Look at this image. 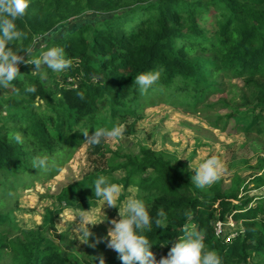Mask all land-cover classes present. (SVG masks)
<instances>
[{
  "label": "trees",
  "instance_id": "1",
  "mask_svg": "<svg viewBox=\"0 0 264 264\" xmlns=\"http://www.w3.org/2000/svg\"><path fill=\"white\" fill-rule=\"evenodd\" d=\"M14 23L27 33V39L12 45L14 50L31 46L33 51L39 39L46 45L41 51L63 47L72 82L47 87L20 63L18 79L0 89V264H99L101 256L105 264H122L115 251L92 259L49 236L65 209L95 205L90 186L98 176L114 183L113 174L120 170L125 172L120 183L139 188L152 219L142 234L157 260L183 237L186 226L194 225L203 233L205 249L216 250L221 264H264V196L249 195L264 186V161L251 188L235 174L227 188L217 180L198 189L174 154L151 148L138 156L110 152L106 139L88 148L89 156L103 164L65 188L42 225L14 228L12 214L18 207L8 198L15 191L10 183L41 172L32 168L33 156H58L84 142L80 130L89 128L91 134L93 126L125 125L132 134L149 93L171 90L200 99L219 75L243 82L247 110L237 117L241 131L264 134V0H28ZM18 54L27 59V53ZM157 69L162 70L159 79L141 93L135 75ZM25 84L35 85L36 92L26 93ZM17 131L23 144L10 139ZM159 211L164 217L157 216ZM229 222L238 224L237 230L218 235L217 224ZM96 247L103 252L102 245Z\"/></svg>",
  "mask_w": 264,
  "mask_h": 264
},
{
  "label": "rangeland",
  "instance_id": "2",
  "mask_svg": "<svg viewBox=\"0 0 264 264\" xmlns=\"http://www.w3.org/2000/svg\"><path fill=\"white\" fill-rule=\"evenodd\" d=\"M40 40L36 42V48H40L32 51L33 56H38L46 46ZM27 65L35 70L34 65ZM41 69L46 73L43 82L47 87L56 88L57 83L64 80L72 82L68 76L69 67L60 72H53L44 65H41ZM214 81L215 87L200 99L171 90L149 93L143 99V117L135 124L133 133H126L123 125V134L119 139H107L110 152L138 156L141 149L151 148L157 152L174 154L185 164L183 174L189 180L195 174V169L189 167L190 162L191 167L195 168L203 159L215 155L223 164L224 171L218 180H222L224 188L229 186L235 174L240 175L244 185L251 188V179L260 173L258 166L264 161V134L248 135L241 131V125L237 123L240 113L247 110L241 100L245 92L243 82L231 77L221 79L220 75ZM131 122L132 120L128 121L129 124ZM88 148V143L80 142L72 149L54 156L58 170L54 168L48 172H38L34 177L25 176L20 181L10 183L15 191L10 194L12 197H8L9 202L18 207L12 214L14 228L27 230L42 225L46 210L53 209L59 194L65 188L82 182L103 164L104 161L93 160L89 156ZM107 156L110 158L114 155ZM113 177L114 183L121 186L118 207L122 206L128 196L136 195L140 198L138 187L132 185L124 188L120 183L125 177L124 171H116ZM249 195L255 198L264 196V186L259 190H249ZM91 210L93 215L103 213L107 219L89 225L88 240L79 227L78 216L83 210L74 208H67L59 215L49 236L60 242L66 250L77 253L85 251L92 259L101 254L113 253L114 250L106 246V240L96 241L106 236L107 229L111 226L108 220L119 219L118 208L106 205L103 207V201L98 200L91 206ZM237 226L233 222L222 224L219 228L220 236L233 234ZM99 244L102 245L103 252L96 247Z\"/></svg>",
  "mask_w": 264,
  "mask_h": 264
},
{
  "label": "clouds",
  "instance_id": "3",
  "mask_svg": "<svg viewBox=\"0 0 264 264\" xmlns=\"http://www.w3.org/2000/svg\"><path fill=\"white\" fill-rule=\"evenodd\" d=\"M28 7V0H0V89L8 85L19 77L18 64H31L35 66L32 73H38L39 79H46V73L41 69V65L53 72H60L69 67V60L66 58L65 50L60 46H50L39 53L32 55L31 46L22 50H14L12 45L16 42L27 39V33L21 31L14 21L24 15ZM27 53V59L18 53ZM162 70L140 72L135 75L133 83L141 93L147 91L160 77ZM26 93H35L36 87L32 84H25ZM94 131L89 134V128L80 130L90 145H98L106 139H119L123 134V125L113 124L110 128L93 126ZM10 139L18 144L25 142L24 136L20 132H13ZM32 168L41 172H48L54 168L58 170L54 156L41 152L33 156L31 160ZM195 174L191 177V182L198 189H203L217 181L224 171L222 162L211 155L203 159L195 168ZM95 200L103 201V207H117L119 219L108 220L111 225L107 229L105 237H100L96 241H107L106 246L117 253V258L122 264H221V257L214 249H205L203 233L193 225L185 227L184 235L172 244L166 256L156 259L154 253L150 251L151 244L142 234L148 230L152 223L145 202L136 195L125 198L122 206H117V200L121 194V186L110 183L108 179L98 176L90 186ZM164 212L159 211L158 217H164ZM102 217V218H101ZM107 217L101 213L99 216L93 215L91 208L79 213L78 221L81 232L85 237L90 235L89 225L103 222ZM157 226L162 224L161 219H155ZM94 246V245H93ZM99 264H105L103 257L99 258Z\"/></svg>",
  "mask_w": 264,
  "mask_h": 264
},
{
  "label": "built area",
  "instance_id": "4",
  "mask_svg": "<svg viewBox=\"0 0 264 264\" xmlns=\"http://www.w3.org/2000/svg\"><path fill=\"white\" fill-rule=\"evenodd\" d=\"M221 225H222V223H218V224H217V227H218V228H217V234H218V235H219V233H220L219 228H220Z\"/></svg>",
  "mask_w": 264,
  "mask_h": 264
}]
</instances>
